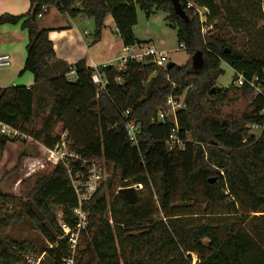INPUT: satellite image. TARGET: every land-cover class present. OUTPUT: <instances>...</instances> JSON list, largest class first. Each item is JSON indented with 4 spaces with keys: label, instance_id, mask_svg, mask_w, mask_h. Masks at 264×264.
Wrapping results in <instances>:
<instances>
[{
    "label": "trees",
    "instance_id": "obj_1",
    "mask_svg": "<svg viewBox=\"0 0 264 264\" xmlns=\"http://www.w3.org/2000/svg\"><path fill=\"white\" fill-rule=\"evenodd\" d=\"M179 1L186 18L175 12L171 0H30L27 13L0 16V27L20 25L27 33L26 58L19 76L30 73L34 78L30 87L0 88V122L47 149L61 142L55 129L67 122L70 112H84L101 125L100 135H93L83 145L67 136L72 151L83 160L101 164L108 174L91 200L83 203L89 215L81 237L86 248L76 264H194L193 257L195 264H264V244L237 228L245 217L264 222V99L254 98L248 85L217 87L224 75L222 63L249 80L259 78L263 83L264 58L214 35L230 23L220 6L223 0ZM189 4L206 11L205 23L213 26L208 35L202 34L204 24L192 8H187ZM44 7L55 8L71 19L91 18L94 43L101 40L110 15L126 48L146 44L135 35L139 10L147 18L163 12L168 25L177 31L179 46L185 45L192 60L170 70L152 61L132 60L121 71L111 65L99 67L108 81L99 91L92 80L93 68L85 62L72 66L57 58L50 30L41 29L37 23ZM198 52L202 53L203 65L194 69L193 56ZM73 70L77 75L71 81L68 76ZM213 88L215 94H211ZM171 95L185 97V108L177 112L183 151L170 150L167 144L173 124L157 120L159 113L167 111ZM244 101L245 108L238 109L236 105ZM128 120L142 126L139 148L131 144L126 132ZM253 125L262 128L259 137L250 132ZM20 138L0 133V161L8 144ZM73 169L75 175L87 178L88 170L82 163L73 164ZM157 177L162 186L159 205L166 212V220L151 221L139 232L119 223L113 226L109 213L127 216L132 212L135 216L133 210H138V203L124 201L119 190L132 185L144 189ZM23 184L21 198L0 193V204L19 211L0 216V264H27L26 257L34 250L32 244L9 233L14 223L25 220L51 244L52 248L42 250L51 263L65 264L69 247L67 239H61L59 217L75 228L79 204L68 169L63 164L52 165L51 170L37 173ZM181 184L187 202L199 199L197 190L203 185L208 203L204 213L172 212L173 197ZM110 197H114L113 205ZM218 202L228 208L224 214L216 212Z\"/></svg>",
    "mask_w": 264,
    "mask_h": 264
},
{
    "label": "rangeland",
    "instance_id": "obj_2",
    "mask_svg": "<svg viewBox=\"0 0 264 264\" xmlns=\"http://www.w3.org/2000/svg\"><path fill=\"white\" fill-rule=\"evenodd\" d=\"M30 0H0V11L7 14L8 8L15 9L17 11L14 15H20L26 11L27 6L29 7ZM224 16L230 21L229 26L224 30L214 31V35L222 38L223 40L230 41L235 45H238L250 55L257 58H264V0H223L220 4ZM49 8L47 13L43 17L48 16L53 11ZM49 12V13H48ZM9 14V13H8ZM24 14V13H23ZM204 11L201 12V23L202 34L208 35V32L212 30V25H207L204 16ZM38 18L37 23L41 28L42 22L45 20ZM167 15L163 12H155L150 18H147L144 12L138 11V25L135 27L136 38L140 41L146 42V45H151L157 49L158 52H163L169 58V62L176 64L177 66H185L192 58L186 50L180 49L177 41V31L171 28L167 21ZM110 20L112 19L109 16ZM89 20V21H88ZM85 22H89V25L85 23L83 27L85 30L90 31L93 37V22L87 17ZM12 28V27H8ZM42 29V28H41ZM111 36L117 42H120V37L115 35V28L111 26ZM4 31L0 30V52H6L8 45H14L12 59L16 62L23 60L26 57L25 47L28 43L27 33L22 31L19 35L5 34ZM9 39V41H7ZM3 48H5L3 50ZM127 55L121 47L117 49L115 61L110 62L111 66H117L121 63L123 57ZM13 60V64H14ZM12 64V65H13ZM14 66L7 68H0V87L6 88L12 85V72ZM221 69L224 71V75L220 77L217 82V87L221 89L229 88L233 83L235 84L236 73L226 63L221 64ZM15 77L16 84L24 85L31 81L32 75L26 73L25 75L17 78ZM68 79L71 81L75 80L73 75H69ZM184 97V95L182 96ZM181 97V98H182ZM185 98V97H184ZM183 99V98H182ZM247 103L239 102L238 109H243ZM56 133L61 135L63 138L65 135L69 136L72 141L78 145L85 144L93 135H100L101 125L97 119L89 118L84 116V112L79 111L70 112L67 117V122L59 124L56 129ZM261 130L254 129L252 134L257 137L260 136ZM20 140L14 143H9L7 148L3 152L2 159L0 161V193L15 196L17 198L22 197V190L24 184L22 182L30 177H33L37 173H43L51 170L52 165L47 161L48 153L41 143L35 141L27 135L20 136ZM108 178V175L105 179ZM181 186L173 197L171 210L172 212L179 214L186 213H204L208 209V203L204 197V187L199 184L198 196L199 199L194 202H187L183 200ZM129 187H134L128 186ZM162 193V186L159 178L151 180L148 185L144 186L143 191L138 192V210L134 216L128 214L127 216H121L118 213L111 212L108 215V219L114 225L119 223L123 227H128L132 232H139L143 227H147V224L151 221L166 220L164 212L159 205V197ZM114 197L109 198V202L113 205ZM210 210V209H209ZM215 210L217 213L224 214L228 210L223 204L218 202ZM240 211L244 212V209L240 207ZM18 211L17 208L11 205L0 204V216L3 214H13ZM243 224L237 226L240 231L250 234L256 242L264 244V222H258V219L253 216L245 217ZM61 217H59V220ZM221 220L222 218H217ZM9 233L18 240L28 241L32 244L34 250L28 255L31 257L32 264H52L45 253H42L43 249L52 248L51 244L44 238V236L38 232L29 220L24 222L14 223L9 229ZM225 232L222 230V239H225ZM261 236V237H260ZM81 238L79 242L78 252L76 256V263L80 260L83 252L86 248V243ZM35 251V252H34ZM194 264L196 258L193 257ZM75 263V264H76Z\"/></svg>",
    "mask_w": 264,
    "mask_h": 264
},
{
    "label": "built area",
    "instance_id": "obj_3",
    "mask_svg": "<svg viewBox=\"0 0 264 264\" xmlns=\"http://www.w3.org/2000/svg\"><path fill=\"white\" fill-rule=\"evenodd\" d=\"M188 9H193L195 15L201 17V12L204 11L205 17L206 11L201 9L198 6L189 4ZM48 8H43L39 18H42L45 13H47ZM180 49L186 50L185 45H181ZM127 56L123 59V64L115 66L118 70L126 69L127 61H137L139 63H145L147 61H152L159 67H165L168 64L169 58L163 52H158L157 49L151 45H141L135 47H128L125 49ZM13 60L9 54H0V68L11 67ZM107 67V66H104ZM94 74L92 76L93 83L98 87L99 91H103L108 84L107 79L99 71V67H94ZM117 81H120L118 78ZM248 85L254 91L253 97H261L264 99V82L262 83L259 78L249 80L242 73H236L235 86L243 87ZM175 89V87H174ZM183 98V99H182ZM175 97L171 95L166 102V112H161L158 114L157 120L162 123L173 124L171 129V135L167 142L169 149L174 150L178 149L183 151L185 149V142L179 136V126L177 121V112L185 108L184 97ZM129 115V112L126 114ZM261 116L264 117V111L261 113ZM128 118V117H127ZM126 132L130 139L131 144L134 147L139 148L140 143L143 137V130L140 123L135 121H127L125 126ZM254 129L261 130L257 125L250 127V132ZM0 133L4 136L10 138L22 136L18 131L12 127L3 124L0 122ZM48 158L47 161L52 165L63 164L67 169L72 181L73 187L79 197L78 207L75 209V215L77 217L78 223L75 228H70L62 219L59 220V225L62 229L61 239H67L69 247V258L65 264H75L77 250L79 247V242L81 240L82 234L88 225L89 215L83 210V203L91 200V198L96 194L99 188L102 185V182L105 181L106 176L108 175L104 166L98 164L92 160H83V158L71 150V142L68 140L65 135L61 138V142L53 149H47ZM82 163V167L87 169V178L84 179V174H74L73 164ZM138 191L143 190L142 185L134 186ZM30 256L26 257L27 264H32Z\"/></svg>",
    "mask_w": 264,
    "mask_h": 264
},
{
    "label": "crops",
    "instance_id": "obj_4",
    "mask_svg": "<svg viewBox=\"0 0 264 264\" xmlns=\"http://www.w3.org/2000/svg\"><path fill=\"white\" fill-rule=\"evenodd\" d=\"M6 10H12L8 12L10 15H14L17 13V11H14L15 9L11 7ZM29 10H30V4H29V7L27 6L26 11H23V13L25 14ZM51 10L53 11L52 13H50L46 17H43V19L45 20L42 22L41 28L50 30V37L54 43V46L56 49V55L58 59L63 60L72 66L76 65L79 62H85L88 68H94L95 66L104 67V66H109L111 64L110 62H113L115 61V59H117L115 57L117 53V49L121 47L124 51H126L125 50L126 47H124L122 40H120V42H117L114 38H112L110 34L112 33L110 31V28L112 26L115 28V35L117 37L119 36L116 30V25H115L113 18L111 20L109 18L110 15L106 18L105 29L102 33L101 40L97 43H94L93 37L91 41L89 40L90 36H92L91 35L92 33L83 28L85 26V23L89 25V22H85V19L87 17L79 16L75 19H71L69 17L62 16L55 8H52ZM4 12H7V11H0V16L4 15L5 14ZM23 13H19V14L22 15ZM14 16H17V15H14ZM89 19L92 23L93 20L91 18ZM92 24L94 26V22ZM8 27H12V28H8ZM0 30L4 31L3 33L5 34H12V35L13 33L16 35H19V33L20 32L22 33L23 31L20 25H17V26L4 25L0 27ZM7 41H9V39ZM13 47L14 45L12 44L8 45L7 51L0 52V54H9L12 57ZM4 49L5 48H3V50ZM1 50L2 49H0V51ZM25 50H26V47H25ZM125 57H123L121 60L122 64H123V59ZM25 58L18 62L12 59L14 60V64H17L16 67H13L12 69L13 70L12 72V76H13L12 85L13 86L19 85V84L15 85L16 84L15 77L17 75H18L17 77L18 79L19 77H21L19 76V74L24 67ZM14 64L12 66H14ZM70 75H73L74 77H76L77 71L73 70ZM33 83H34V78L32 76L31 81H29L25 85L27 87H30L33 85ZM20 86H24V85H20Z\"/></svg>",
    "mask_w": 264,
    "mask_h": 264
},
{
    "label": "water",
    "instance_id": "obj_5",
    "mask_svg": "<svg viewBox=\"0 0 264 264\" xmlns=\"http://www.w3.org/2000/svg\"><path fill=\"white\" fill-rule=\"evenodd\" d=\"M171 1L173 3L175 12L182 18H186L185 11L183 10L180 1L179 0H171ZM35 11H36V6H34L33 8L32 15H34ZM174 65L176 64L169 62L166 66V70L172 69ZM202 65H203L202 53L198 52L193 56V67L194 69H200ZM215 92H216V88H213L211 94H215ZM212 182H215V180H213ZM118 194L121 195L124 201H126L129 204H135L138 201L137 189L135 187L121 188Z\"/></svg>",
    "mask_w": 264,
    "mask_h": 264
}]
</instances>
